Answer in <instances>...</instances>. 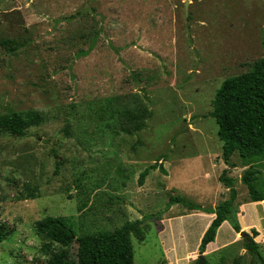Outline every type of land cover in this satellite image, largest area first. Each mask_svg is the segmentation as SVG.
<instances>
[{
	"label": "rangeland",
	"instance_id": "374dc122",
	"mask_svg": "<svg viewBox=\"0 0 264 264\" xmlns=\"http://www.w3.org/2000/svg\"><path fill=\"white\" fill-rule=\"evenodd\" d=\"M1 41L12 45L0 43V115L35 111L46 121L23 137L0 134V264H77L76 241L37 235L46 217L77 237L141 221L134 264H198L214 215L166 208L181 196L215 209L229 198L224 170L233 218L242 204L246 221L260 218L241 182L249 167L237 154L234 168L224 164L210 113L222 82L264 57V0H0ZM137 98L151 116L129 136L109 110ZM253 169L264 185V163ZM239 233L223 223L203 264H258ZM253 240L264 260V237Z\"/></svg>",
	"mask_w": 264,
	"mask_h": 264
},
{
	"label": "trees",
	"instance_id": "16d2710c",
	"mask_svg": "<svg viewBox=\"0 0 264 264\" xmlns=\"http://www.w3.org/2000/svg\"><path fill=\"white\" fill-rule=\"evenodd\" d=\"M0 43L4 47L12 45L10 41ZM93 47L92 43L86 51L78 53L77 57H86ZM130 103V107L120 104L117 110L110 109L109 113H117L122 133L134 136L145 128L151 112L138 98ZM107 111L106 108H99L97 115L101 116ZM210 117L217 125V137L222 144L221 155L224 164L234 168L230 159L237 154L242 166L249 167L244 171L241 182L247 188L250 202L264 201V185L257 179L259 171L253 169L254 165L259 166L264 163V57L257 60L246 73L222 82L212 100ZM45 121V116L35 111L0 115V134L23 137L28 129L40 126ZM155 169L157 167L152 166L140 174V186L149 171ZM160 170L165 173L162 168ZM226 174L224 170L219 177V182L228 189L229 198L215 209L202 208L181 196L170 197L168 201L166 211L171 205L178 204L193 211L214 215L200 240L198 251L202 254L206 247L214 242L216 233L223 223L228 222L234 232H240L239 224L232 215V207L237 198L234 180ZM141 225V221L127 222L113 232H99L77 237L63 219L46 217L36 223L35 229L42 239L63 247L76 241L77 264H134L131 236L140 241L144 240ZM251 233V237L244 238L245 247L251 254L253 262L264 264L263 258L259 255L258 246L253 240L258 233L255 230ZM2 236V228H0V239ZM232 264H241V259H235Z\"/></svg>",
	"mask_w": 264,
	"mask_h": 264
},
{
	"label": "crops",
	"instance_id": "0c3cea01",
	"mask_svg": "<svg viewBox=\"0 0 264 264\" xmlns=\"http://www.w3.org/2000/svg\"><path fill=\"white\" fill-rule=\"evenodd\" d=\"M248 204H252V205H254V206H256L258 208V212H259L260 218L256 219L253 222L254 224L250 220L246 221L247 217L250 218V216H249V214H247V211L245 209V205L242 204V206L240 207V215L237 218L238 224L240 226V223H242L243 228H245V229L246 228H249L250 230H255L258 233V235L260 234V236H263L264 237V205H261L260 203H252V202H249ZM237 215H238V213L236 214V217H237ZM209 217L210 218H213V215H209ZM210 222H211V220L205 226L204 231L200 235V240H201L204 232L208 228ZM210 246H212V243L208 245V247H210Z\"/></svg>",
	"mask_w": 264,
	"mask_h": 264
},
{
	"label": "water",
	"instance_id": "95a60500",
	"mask_svg": "<svg viewBox=\"0 0 264 264\" xmlns=\"http://www.w3.org/2000/svg\"><path fill=\"white\" fill-rule=\"evenodd\" d=\"M239 235H240L241 238H245L246 237L245 232H240ZM203 257H204V255L199 252L198 253V258H197L198 264H203V259H204Z\"/></svg>",
	"mask_w": 264,
	"mask_h": 264
}]
</instances>
